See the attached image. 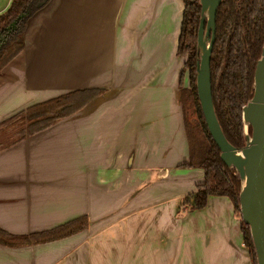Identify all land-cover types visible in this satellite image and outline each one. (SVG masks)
I'll list each match as a JSON object with an SVG mask.
<instances>
[{
    "label": "crops",
    "instance_id": "crops-1",
    "mask_svg": "<svg viewBox=\"0 0 264 264\" xmlns=\"http://www.w3.org/2000/svg\"><path fill=\"white\" fill-rule=\"evenodd\" d=\"M183 6L55 0L33 19L0 71V122L67 91L102 92L35 134H0V230L28 235L77 218L86 226L0 244V264H252L228 197L182 204L204 179L185 165Z\"/></svg>",
    "mask_w": 264,
    "mask_h": 264
},
{
    "label": "trees",
    "instance_id": "trees-1",
    "mask_svg": "<svg viewBox=\"0 0 264 264\" xmlns=\"http://www.w3.org/2000/svg\"><path fill=\"white\" fill-rule=\"evenodd\" d=\"M39 0H11L0 13V31L27 7L37 9ZM177 56H184L183 71L187 72L189 86L180 90L184 113L185 136L188 142L186 166L202 170L204 179L195 193L187 195L182 204L201 209L208 196H226L239 212V178L219 158V149L212 141L199 108L195 89V70L198 63L196 40L200 6L198 0H183ZM26 20H22L14 33L0 48V70L23 48L22 36ZM216 33L210 55L212 104L225 139L238 149L245 144L242 106L253 94L254 69L261 54L264 38V0H222L215 19ZM102 90L83 88L67 91L46 101L37 102L18 110L0 122V134L5 132L16 138L32 135L60 119L78 113L86 104L97 98ZM187 103L194 109L195 120L187 118ZM250 135L251 127L247 130ZM12 135V136H13ZM184 165V166H185ZM242 239L256 264L248 226L240 220ZM86 226L85 218L73 219L51 230L28 235H13L0 230V244L22 246L70 235Z\"/></svg>",
    "mask_w": 264,
    "mask_h": 264
},
{
    "label": "water",
    "instance_id": "water-1",
    "mask_svg": "<svg viewBox=\"0 0 264 264\" xmlns=\"http://www.w3.org/2000/svg\"><path fill=\"white\" fill-rule=\"evenodd\" d=\"M220 1L198 0L201 11L196 40L198 63L195 70V89L204 123L212 141L219 149V158L226 167L238 175L240 218L249 228L256 264H264V42L254 70L253 94L242 106L245 144L238 149L233 147L223 135L215 115L210 91V55L214 44L215 15ZM54 2L55 0H40L36 3L37 9L32 13L31 9L27 8L17 14L15 19L4 27L5 34L3 37L0 35V39L5 41L6 37L14 32L17 24L26 20L23 34L18 38L24 46L25 35L31 28L33 19L38 13L48 10ZM249 127H251L250 135L247 132Z\"/></svg>",
    "mask_w": 264,
    "mask_h": 264
},
{
    "label": "flooded vegetation",
    "instance_id": "flooded-vegetation-1",
    "mask_svg": "<svg viewBox=\"0 0 264 264\" xmlns=\"http://www.w3.org/2000/svg\"><path fill=\"white\" fill-rule=\"evenodd\" d=\"M40 1V0H39ZM190 1H194V0H190ZM222 1V0H221ZM221 1H220V3H221ZM38 2V1H37ZM36 2V3H37ZM199 4V3H198ZM220 5V4H219ZM219 5H218V7H219ZM35 7H36V4H35ZM218 7H217V11H218ZM27 8H30V7H27ZM26 8V9H27ZM183 8H184V6H183ZM26 9H24V10H26ZM31 9V8H30ZM23 10V11H24ZM183 10V9H182ZM32 11H34V9H31V13H32ZM201 11V10H200ZM183 13V12H182ZM216 14H217V12H216ZM200 16V15H199ZM181 18H182V15H181ZM215 19H216V15H215ZM20 23V22H19ZM18 23V24H19ZM180 23H181V21H180ZM198 23H199V21H198ZM18 24H17V26H18ZM17 26H16V28H17ZM204 26H205V22H204ZM214 26H215V21H214ZM180 27V26H179ZM206 27V26H205ZM180 29H181V27H180ZM198 29H199V27H198ZM16 30V29H15ZM15 30H14V32H15ZM14 32H11L7 37H6V40L4 41V39H0V43L2 42V44L0 45V47L3 45V44H5L6 43V41H7V38L12 34V33H14ZM180 33V32H179ZM198 33V32H197ZM215 33H216V26H215V31H214V40H215ZM5 34V32H4V28L0 31V35L3 37V35ZM1 36H0V38H1ZM178 37H179V35H178ZM209 38H210V35H209ZM214 42V41H213ZM197 44V43H196ZM214 45V44H213ZM1 49V48H0ZM212 49H213V47H212ZM211 52H212V50H211ZM180 57V56H179ZM183 58H184V56H182ZM182 57H180V58H182ZM211 60V59H210ZM257 64V63H256ZM184 66V65H183ZM256 66V65H255ZM184 69H182V72H185L186 73V76H187V72L186 71H183ZM255 70V69H254ZM209 71H210V65H209ZM253 74H254V72H253ZM188 77V76H187ZM188 86H189V79H188ZM187 86V87H188ZM210 91H211V76H210Z\"/></svg>",
    "mask_w": 264,
    "mask_h": 264
},
{
    "label": "rangeland",
    "instance_id": "rangeland-1",
    "mask_svg": "<svg viewBox=\"0 0 264 264\" xmlns=\"http://www.w3.org/2000/svg\"><path fill=\"white\" fill-rule=\"evenodd\" d=\"M7 3H8V5H7L5 8L3 7V9L0 10V13H1L2 11H4V10L10 5L11 0H9V2H8V0H1V1H0V6H5ZM186 109H187V112H186L187 118H188L191 122L194 121L196 116H195V113H194V109L192 108V106H191L189 103H187V107H186Z\"/></svg>",
    "mask_w": 264,
    "mask_h": 264
}]
</instances>
